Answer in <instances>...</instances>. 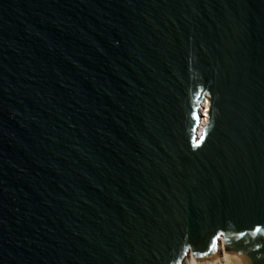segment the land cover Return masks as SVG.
Returning <instances> with one entry per match:
<instances>
[{
    "label": "water",
    "instance_id": "water-1",
    "mask_svg": "<svg viewBox=\"0 0 264 264\" xmlns=\"http://www.w3.org/2000/svg\"><path fill=\"white\" fill-rule=\"evenodd\" d=\"M257 225L264 0H0V264H264Z\"/></svg>",
    "mask_w": 264,
    "mask_h": 264
},
{
    "label": "bare ground",
    "instance_id": "bare-ground-1",
    "mask_svg": "<svg viewBox=\"0 0 264 264\" xmlns=\"http://www.w3.org/2000/svg\"><path fill=\"white\" fill-rule=\"evenodd\" d=\"M209 106L207 105V109ZM183 264H238L234 258L227 254L223 242L218 249V257L212 260H200L194 256H189Z\"/></svg>",
    "mask_w": 264,
    "mask_h": 264
},
{
    "label": "snow or ice",
    "instance_id": "snow-or-ice-1",
    "mask_svg": "<svg viewBox=\"0 0 264 264\" xmlns=\"http://www.w3.org/2000/svg\"><path fill=\"white\" fill-rule=\"evenodd\" d=\"M262 231H264V229H262L261 226L257 225V226L253 229V231H252V235H253V236H257V235L260 234ZM221 235H222V233H221ZM245 235H246L245 232H241V233H240V237H241V238H242L243 236H245ZM257 247H259V245H257ZM228 251L231 252V251H233V249H232L231 247H229V248H228Z\"/></svg>",
    "mask_w": 264,
    "mask_h": 264
}]
</instances>
